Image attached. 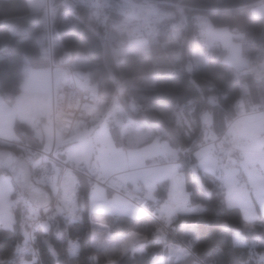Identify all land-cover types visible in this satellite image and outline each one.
<instances>
[{
  "label": "clouds",
  "instance_id": "clouds-1",
  "mask_svg": "<svg viewBox=\"0 0 264 264\" xmlns=\"http://www.w3.org/2000/svg\"><path fill=\"white\" fill-rule=\"evenodd\" d=\"M0 264H264V0H0Z\"/></svg>",
  "mask_w": 264,
  "mask_h": 264
}]
</instances>
